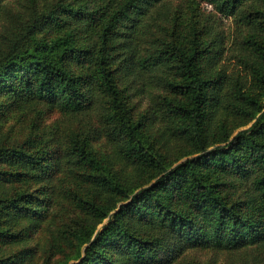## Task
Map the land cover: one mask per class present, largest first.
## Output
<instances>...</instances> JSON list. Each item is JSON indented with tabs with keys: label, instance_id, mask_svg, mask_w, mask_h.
Here are the masks:
<instances>
[{
	"label": "trees",
	"instance_id": "trees-1",
	"mask_svg": "<svg viewBox=\"0 0 264 264\" xmlns=\"http://www.w3.org/2000/svg\"><path fill=\"white\" fill-rule=\"evenodd\" d=\"M8 1L0 0V93L8 103L56 106L74 117L102 107L97 117L114 153L162 172L149 186L134 187L89 149L96 125L64 138L55 131L0 149V165L18 168L0 170V204L8 203L0 215L42 217L12 198L18 186L32 182L51 203L67 193L56 174L88 170L73 194L87 197L78 206L91 228L106 220L92 239L94 231L75 234L78 245H87L79 264H175L188 251L264 244V0H197L213 13H198L189 37L179 32L187 30L182 11L171 9L170 0H22L20 14ZM217 15L236 24L232 40ZM45 32L55 39H36ZM228 55L236 72L225 64ZM67 63L95 76H75ZM117 82L127 96L131 88L154 92L137 121L128 117ZM219 109L250 126L209 148ZM141 119L145 128L168 121L174 139L200 143L197 155L164 168L142 138ZM6 227L0 241L17 243L30 232Z\"/></svg>",
	"mask_w": 264,
	"mask_h": 264
},
{
	"label": "rangeland",
	"instance_id": "rangeland-1",
	"mask_svg": "<svg viewBox=\"0 0 264 264\" xmlns=\"http://www.w3.org/2000/svg\"><path fill=\"white\" fill-rule=\"evenodd\" d=\"M8 2L12 4L17 14L23 11L24 1L9 0ZM169 6L171 9H178L177 7L180 6L182 12L180 13L179 21L182 27L187 29H179L183 37H189L192 26L199 18L198 13L202 14L201 18L213 13L210 6L198 4L197 0H170ZM214 17L220 18V20L215 19L217 24L224 25V30L228 35L227 38L232 40L236 26L234 21L230 18H223L220 15ZM1 21L3 25H6L7 17L3 14L1 15ZM9 24L12 23L10 22ZM79 36L80 34L76 38ZM55 37V35H49L45 32L39 34L36 39L44 38L50 41L55 39ZM225 64L229 72L238 70L236 61L229 55L226 56ZM66 67L75 76L84 72L95 76L94 70L88 71L87 68L76 70L68 63ZM117 88L120 92L119 97L124 98V105L128 109V117L134 121H137L138 117L141 116L148 100L154 102V92L150 91L149 88L146 90L131 88L128 91L129 96L124 93V87L119 85L118 82ZM181 101V104L187 105L188 98L181 99ZM99 108L102 109V107ZM99 108L98 110H100ZM98 110L97 112H92L91 115L88 114L86 117H74L62 112L56 106L46 105L40 108L35 102L24 106H12L8 103L6 97L0 93V149L12 147L18 149L22 143L30 138L38 136L46 139V135L55 131L61 132L60 135L64 138L67 134L72 133L73 130L83 126L87 129L96 125L98 130L93 135L94 139L89 142V149L101 161L107 171L125 176V179L135 183L134 187L145 188L149 186L161 174L162 170L158 167L144 165L133 166L114 153L115 151L111 147L109 140L103 135L102 128L104 125L103 122H99L97 117ZM212 114L214 119L209 125L211 132L209 141L214 145L209 148L225 144L236 133L250 126V124L240 126V122L227 116L221 109ZM141 122L143 127L142 138L149 145L152 153L158 157L164 168L173 167L197 155L200 143L174 139L168 121L160 119L154 124H147L146 128V120L141 119ZM68 165L66 164L65 166ZM17 169V167L12 169L0 165V170L7 174L15 172ZM94 174H98V172H94ZM87 175H90L88 170L71 171L67 168L56 174L57 186L60 181L62 189L70 195L67 196V193L61 195L57 199H53L51 203L42 201L44 195L42 196V191L37 189L39 186L33 185L32 182L21 183L12 198H17V201H20L19 205L23 208H31L41 212L42 217L18 218L0 215V231L8 228L6 226H10L11 233H16L20 232L21 228L28 230L31 227L28 225L29 223L34 226L17 243L1 240L0 260L6 261L7 264H79L84 258L83 252L87 245H78L75 234L84 231L85 234H88L90 231H94L90 237L92 239L106 220L95 228L94 226L91 228V217L83 216L79 210L78 205H83L87 197L83 193L73 194L76 192V190L73 191V187L75 184L80 183L83 177L86 178ZM11 178L8 177L9 180ZM74 195L78 197H74ZM42 203L44 206H42ZM7 204H0V209L5 208ZM26 253L29 255L27 258L25 256ZM175 264H264V244L256 248L251 247L232 252L213 250L188 251L184 260Z\"/></svg>",
	"mask_w": 264,
	"mask_h": 264
}]
</instances>
